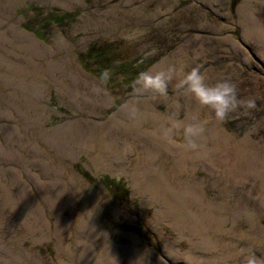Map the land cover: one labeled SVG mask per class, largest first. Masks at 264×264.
I'll return each instance as SVG.
<instances>
[{
    "label": "bare ground",
    "instance_id": "1",
    "mask_svg": "<svg viewBox=\"0 0 264 264\" xmlns=\"http://www.w3.org/2000/svg\"><path fill=\"white\" fill-rule=\"evenodd\" d=\"M62 1L61 6L69 8L71 4L67 1L83 3L84 0ZM200 1L219 12L216 7L219 0ZM248 1L260 2L264 9V0ZM18 2L19 0H0V97L6 107L3 109L0 104V119L15 120L11 111V108H15L26 124L21 127L2 124L0 135L4 136L3 141L9 145L16 133L17 146L28 150L27 156L32 157L28 158L17 149L13 150L14 155L12 152L6 154L0 140V162L24 166L29 180L46 202L55 223L58 264H76L72 242H68L73 231L76 243L81 247L79 264H150L145 259V251L138 245V239L134 238L137 242L134 245L109 240L110 233L102 227L91 204V201L97 203L96 190L70 163L60 162L65 157L76 161L82 152L88 154L97 170L105 167L120 170L123 166L131 176L135 194L146 195L143 185L145 181L149 186H161L157 195L158 200L163 202V208L157 219H167L178 228L182 237L189 239L193 247V252L185 253L189 264H225L227 261H231V264H245L247 255L238 248L235 240L245 237L257 248L264 246V227L258 219L260 214L249 208L234 212L228 203L209 198L206 194L207 182L194 175L198 170H203L223 179L233 189L251 183L253 187L249 195L259 199L264 208V143L255 141L251 133L242 138L228 134L222 127V122H217L209 109L200 108L195 103L191 104L183 121L188 123L196 119L206 120L207 138L201 150L185 151L175 146L183 143L179 134L175 144L166 143L158 137L157 129L168 116L157 111L147 99L129 100L102 122L86 123L83 119H74L46 130L42 124L45 110L42 102L51 85L58 90L60 98H66L76 111L87 115H100L98 110L112 105L114 99L107 95L105 87L95 78L75 65L70 56H62V47H67L63 40L55 42L53 47L47 46L13 21L14 5ZM243 4L238 8L243 39L257 48L258 54L264 59V13L251 5ZM222 28L216 31L219 32ZM255 29L260 31V36L255 34ZM221 39L238 52L243 51L244 58L249 57L247 51L232 37ZM190 41L191 39L187 40L177 48L175 59L167 58L151 70H162L170 64L185 70L189 62L194 65L195 60L187 55V50L197 46L204 48L209 39L199 36ZM204 53L202 49L198 55L202 56ZM178 79L179 77L173 81L177 82ZM133 101H138L143 113L134 122L129 121L122 110ZM17 104L24 109L23 112ZM58 135L62 139H56ZM63 140L72 144L62 145ZM41 144L53 149L54 157L43 159L34 156L33 153L38 155L43 152ZM126 165L132 167L133 171H127ZM30 166L52 174L53 180L42 181ZM2 175L5 182L2 181ZM179 194L195 205L196 212L204 213L220 226L221 240L216 237L217 247L209 248L213 255L211 259L196 255L198 250L206 253L205 249L208 247L194 238L195 229L186 227L171 208L172 199ZM228 211L234 213V225L238 217L244 218L250 223V230L239 234L229 228V220L225 215ZM17 219L23 224L20 234H31L37 241L42 240L45 232L51 229L44 207L31 185L23 179L22 172L14 166L7 169L0 167V243L7 247L3 248L10 254L14 264H38L15 249L13 252L9 246L10 239L19 234L17 230L14 232L12 225L13 222L19 225ZM195 250L197 251L194 252ZM179 253L173 254L172 258L178 259ZM159 262L165 264L163 260Z\"/></svg>",
    "mask_w": 264,
    "mask_h": 264
},
{
    "label": "rangeland",
    "instance_id": "2",
    "mask_svg": "<svg viewBox=\"0 0 264 264\" xmlns=\"http://www.w3.org/2000/svg\"><path fill=\"white\" fill-rule=\"evenodd\" d=\"M62 2V0H19L14 5L13 21L18 22L20 28L27 29L26 31L34 34L28 30L34 26L31 22L37 14L32 10V7L43 15L50 11L71 15L64 21V26H54L50 30L44 29L36 36L40 42L51 47L55 42L63 40L67 47H62V56H70L75 65L103 85L107 95L113 97L114 103L109 107L99 109L100 115H87L76 111L66 98H60L58 90L51 85L47 97L42 102L45 106L42 124L46 130L74 119H83L86 123L105 121L131 99L138 101L147 99L164 116H174L183 120L189 113V107L191 104L195 105V102L191 97L185 96L183 91L177 87L179 79L177 82L169 83L166 97L152 93L138 95L132 89L130 90L127 76L116 77V82L112 84H108V82L102 84L99 81V76L105 69L100 70L94 66L92 58L87 56L86 52L91 45L118 42L123 53L117 60L128 61L131 58L143 56L144 61L138 69L140 72L152 69L167 58L175 59L174 53L179 46L184 45L187 40L191 39L190 42H192L196 37L202 36L209 41L204 45V48L197 46L187 50V55L195 60V64L189 62L185 66V72L192 67L199 66L206 75L208 83L231 78L238 84L242 98H255L257 101L256 110L250 114L238 113L228 121L222 122V127L228 134L236 138H242L251 133L255 141L264 143V59L258 54L257 48L244 41L243 29L240 24L241 15L238 11L239 6L244 3L243 5H251L264 13L260 2L219 0L216 5L219 12L200 0H84L83 3L67 1L71 4L69 8L61 6ZM221 27H223L221 31L217 32L216 29ZM254 31L255 34H258L257 36H260L258 29ZM228 36L238 41L247 51L249 55L247 59L244 58L243 51L238 52L231 44L222 41L221 38ZM202 49L205 53L199 56ZM134 71L137 72V70ZM1 86L0 83V88ZM3 97L7 99L6 96ZM3 103L4 101L0 97L1 107L6 109ZM17 105L23 112L24 109L19 104ZM11 111L16 119L12 121L0 119V126L6 124L21 127L26 124L19 117L17 109L11 108ZM12 137L14 139L8 145L3 141L4 136L0 135L4 152L6 154L12 152L14 155L13 150L17 149L27 156L28 150L17 146L16 133ZM55 138L62 139V136L58 135ZM71 144L72 142L66 143L64 140L62 143L65 146ZM41 145L44 149L43 152L38 155L33 153L34 156L43 159L54 157L53 149L50 150L43 144ZM60 162L70 163L96 190L97 203L91 201V204L94 211L97 212L102 227L110 233V241L134 245L137 243L134 238L138 239V245L145 251V259L150 264H161L159 260H163L165 264H189L185 257L187 251L193 252L189 239L182 237L178 228L167 219L164 221L157 219L159 211L163 208V202L158 200L157 195L161 191V186H149L145 181L143 185L146 195L135 194L131 176L125 172L123 166L120 170L118 168L111 170L106 167L97 170L85 152L80 153L76 161L65 157L64 160L60 159ZM9 166H14L22 172L23 179L31 185L51 222V229L45 232L46 235L42 240L37 241L31 234H20L23 224L17 219L19 225L16 222H13L12 225L14 232L17 230L19 234H11L14 236L10 239L9 246L13 252L15 249L16 252L38 264H58L54 218L37 188L29 180L24 166L0 162V167L3 169H7ZM126 167L127 171H133L132 167L128 165ZM30 169L38 174L42 181L46 182L54 178L52 174L50 175L42 169L33 166H30ZM85 174H88L89 178ZM105 176L126 184L129 192L128 201H119L110 194L102 184L101 179ZM194 176L207 182L206 194L209 198L228 203L234 212L244 208L255 210L260 214L258 219L264 227V208L259 199L249 195L253 187L251 183H245L233 189L223 179L203 170H198ZM2 181L5 182L3 175ZM15 196L17 197L16 192ZM237 205H239L238 208ZM171 206L176 216L183 221L186 227L195 229L194 238L208 247L204 248L206 253L195 250L194 252L197 251L196 255L211 259L210 257L213 255L210 249L217 247L216 237L221 240L220 226L204 213L196 212L195 205H192L191 201L185 199L182 194L172 199ZM4 210H6L5 207ZM233 214L230 211L225 213L229 220L227 223L229 228H233L239 234L250 230L251 225L244 218L238 217L237 223L234 225ZM66 215L70 216L69 213ZM88 241L91 240L88 239ZM68 242H72L75 262L79 264L78 257L81 254V247L76 243L75 231L68 237ZM235 242L247 256H255L258 261L264 260V246L257 248L245 237L237 239ZM3 247L6 246L0 243V264L3 261H5L3 264H6V261L8 264H14L12 257ZM178 252H180L179 258H172L173 254ZM225 264H231V261H227Z\"/></svg>",
    "mask_w": 264,
    "mask_h": 264
},
{
    "label": "clouds",
    "instance_id": "3",
    "mask_svg": "<svg viewBox=\"0 0 264 264\" xmlns=\"http://www.w3.org/2000/svg\"><path fill=\"white\" fill-rule=\"evenodd\" d=\"M179 77L177 87L185 96L200 107L209 109L217 122H226L238 113L250 114L257 109L255 98H242L238 84L231 78H223L215 83H208L206 75L199 66L186 71L183 67L170 64L162 70L140 71L134 78L131 88L134 93L140 95L152 93L160 97L168 95L169 83ZM111 78L110 70L105 69L100 73L99 81L107 84ZM124 115L129 121H136L143 113L138 101H133L124 107ZM207 121L192 120L185 123L174 116H169L157 129L158 137L166 143L175 144L179 134L183 143L175 146L185 151L197 152L202 149L207 138ZM245 264H264L255 256H247Z\"/></svg>",
    "mask_w": 264,
    "mask_h": 264
},
{
    "label": "trees",
    "instance_id": "4",
    "mask_svg": "<svg viewBox=\"0 0 264 264\" xmlns=\"http://www.w3.org/2000/svg\"><path fill=\"white\" fill-rule=\"evenodd\" d=\"M32 10L37 12V14L36 18L31 22L34 26H31V28L28 29L36 34L44 29L50 30V28L54 26H64V21L71 17V15L67 13L57 14L56 11H50L46 15H43V13L37 11L34 7H32ZM122 53L118 42L91 45L86 52L87 56L92 58L94 66L100 70H110L111 78L108 81V84L116 82V77L118 76H127V82L131 90V84L139 73L138 69L142 66L144 60L143 56L134 57L128 61L122 59L117 60L121 57L120 54ZM134 70H137V72ZM85 176L89 178L88 174H85ZM101 180L103 186L114 196V198L124 202L129 200V192L124 182L111 179L108 176H105ZM127 229L130 228L127 227Z\"/></svg>",
    "mask_w": 264,
    "mask_h": 264
},
{
    "label": "flooded vegetation",
    "instance_id": "5",
    "mask_svg": "<svg viewBox=\"0 0 264 264\" xmlns=\"http://www.w3.org/2000/svg\"><path fill=\"white\" fill-rule=\"evenodd\" d=\"M237 1H240V0H235V2H237Z\"/></svg>",
    "mask_w": 264,
    "mask_h": 264
}]
</instances>
